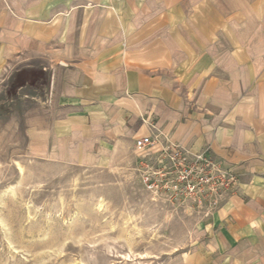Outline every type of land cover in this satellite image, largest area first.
<instances>
[{"label": "crops", "instance_id": "1", "mask_svg": "<svg viewBox=\"0 0 264 264\" xmlns=\"http://www.w3.org/2000/svg\"><path fill=\"white\" fill-rule=\"evenodd\" d=\"M35 71L56 115L33 151L102 166L149 134L207 151L238 183L184 264H264V0H0V80Z\"/></svg>", "mask_w": 264, "mask_h": 264}, {"label": "rangeland", "instance_id": "2", "mask_svg": "<svg viewBox=\"0 0 264 264\" xmlns=\"http://www.w3.org/2000/svg\"><path fill=\"white\" fill-rule=\"evenodd\" d=\"M48 83L0 80V264H184L219 200L171 190L170 161L136 144L102 166L41 157L30 132L56 115Z\"/></svg>", "mask_w": 264, "mask_h": 264}, {"label": "built area", "instance_id": "3", "mask_svg": "<svg viewBox=\"0 0 264 264\" xmlns=\"http://www.w3.org/2000/svg\"><path fill=\"white\" fill-rule=\"evenodd\" d=\"M138 146L160 153L162 162L170 161L171 170L166 173L172 177L167 180L170 189L177 194L199 201L205 199L208 204L213 205L223 194L237 186V175L207 151L192 153L178 144H165L159 137L151 134L143 136Z\"/></svg>", "mask_w": 264, "mask_h": 264}]
</instances>
